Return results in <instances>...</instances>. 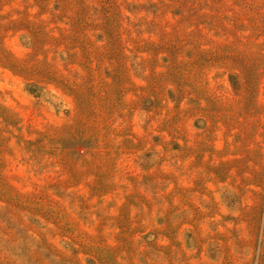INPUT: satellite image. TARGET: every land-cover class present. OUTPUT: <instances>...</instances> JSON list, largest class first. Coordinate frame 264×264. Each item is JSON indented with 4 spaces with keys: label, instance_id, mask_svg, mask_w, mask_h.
Segmentation results:
<instances>
[{
    "label": "rangeland",
    "instance_id": "rangeland-1",
    "mask_svg": "<svg viewBox=\"0 0 264 264\" xmlns=\"http://www.w3.org/2000/svg\"><path fill=\"white\" fill-rule=\"evenodd\" d=\"M0 264H264V0H0Z\"/></svg>",
    "mask_w": 264,
    "mask_h": 264
}]
</instances>
